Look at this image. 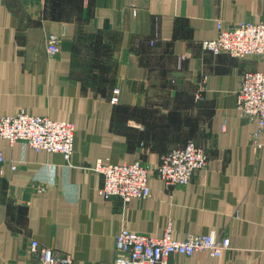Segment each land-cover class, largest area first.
<instances>
[{
	"label": "crops",
	"instance_id": "1",
	"mask_svg": "<svg viewBox=\"0 0 264 264\" xmlns=\"http://www.w3.org/2000/svg\"><path fill=\"white\" fill-rule=\"evenodd\" d=\"M219 22L264 24V0H0V119L27 112L76 127L70 160L0 137V264H39L34 241L73 264H114L123 230L161 238L168 223L174 239L230 240L220 257L171 264H264V131L255 140L257 122L236 109L264 59L205 50ZM189 142L209 164L170 189L155 171ZM137 161L151 168V197L105 199L97 165Z\"/></svg>",
	"mask_w": 264,
	"mask_h": 264
},
{
	"label": "built area",
	"instance_id": "2",
	"mask_svg": "<svg viewBox=\"0 0 264 264\" xmlns=\"http://www.w3.org/2000/svg\"><path fill=\"white\" fill-rule=\"evenodd\" d=\"M217 32L216 39L204 42L205 50L214 54H227L239 60L264 59V24L225 26L219 22ZM58 44V37L49 38V56L59 54ZM119 93V90H115L111 100L113 105L118 104ZM201 97V93L198 94V99ZM236 109L241 116L257 122L255 139H258L264 131V72H248L244 75L237 94ZM0 137L11 145L23 143L36 152L59 153L70 160L75 152L76 127L72 122H59L21 112L17 116L0 119ZM209 161V154L204 148L189 142L184 147L164 154L155 175L170 189L185 187L196 172L207 168ZM5 164L6 160L0 151V171ZM18 168V164L12 166L13 170ZM95 171L104 178L100 194L105 199L120 197L127 202L134 198L151 197L149 179L152 171L140 161L107 166L100 163ZM172 232V223L167 224L161 238L123 230L116 239L114 264H171V256L191 257L196 252H206L211 257H220L230 250L229 238L218 236L216 232L192 234L184 240L174 239ZM30 248L39 264H73L70 255L41 248L37 241L32 242Z\"/></svg>",
	"mask_w": 264,
	"mask_h": 264
},
{
	"label": "rangeland",
	"instance_id": "3",
	"mask_svg": "<svg viewBox=\"0 0 264 264\" xmlns=\"http://www.w3.org/2000/svg\"><path fill=\"white\" fill-rule=\"evenodd\" d=\"M252 121H254V120H252ZM255 137V136H254ZM255 140H258V139H255ZM195 143V142H194ZM196 144V143H195ZM258 146H260V145H258ZM179 148H181V147H179ZM208 153V152H207Z\"/></svg>",
	"mask_w": 264,
	"mask_h": 264
}]
</instances>
